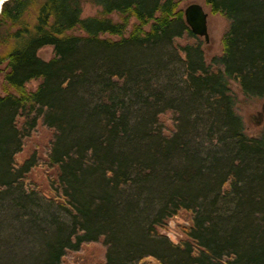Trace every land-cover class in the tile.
Masks as SVG:
<instances>
[{"label":"trees","instance_id":"16d2710c","mask_svg":"<svg viewBox=\"0 0 264 264\" xmlns=\"http://www.w3.org/2000/svg\"><path fill=\"white\" fill-rule=\"evenodd\" d=\"M91 1L101 10L85 18L83 0H8L0 14V114L7 116L0 203L8 196L27 211L42 196L61 213L34 263L63 264L69 251L102 239L109 248L99 264H264V131L245 133L230 88L234 82L245 98L264 99V0H205L228 22L222 52L210 62L178 0ZM114 12L119 20L109 17ZM185 33L195 41L177 43ZM91 44L94 54L78 55ZM164 44L184 71L179 83L160 87L165 67L159 53L146 52ZM45 45L54 52L48 61L37 55ZM135 55L154 62L157 74L124 66ZM31 81L37 87L27 90ZM38 119L54 137L45 158L19 164L16 154ZM35 166L46 173L48 194L27 177ZM182 210L191 215V241L177 243L159 229Z\"/></svg>","mask_w":264,"mask_h":264},{"label":"rangeland","instance_id":"374dc122","mask_svg":"<svg viewBox=\"0 0 264 264\" xmlns=\"http://www.w3.org/2000/svg\"><path fill=\"white\" fill-rule=\"evenodd\" d=\"M179 6L185 8L193 2L203 4L205 10L208 12V32L210 39L208 42H205L204 37L198 36L201 40V51L207 62H210L216 55H220L222 52L221 47V38L224 32L227 29L228 22L227 20L219 15L211 13L209 6L205 3V0H178ZM101 10V6L91 0H83L82 2V17H89L98 15ZM33 12V9H31ZM30 19L31 17L28 16ZM109 17L114 20H119V14L116 12L109 15ZM135 21L132 19L131 23ZM129 30L131 28V24ZM8 24H2V30L7 27ZM149 28V25L146 26V29ZM13 28L12 30H14ZM5 31H3L4 33ZM69 32H73L77 36H84L85 32L81 29H73ZM125 35H128L126 32ZM101 37H111L115 40H119V36L111 35L108 33L101 34ZM177 43L186 44L187 42L193 43L195 40L192 37H188V34L185 33L184 37L176 38ZM6 49V45L2 44L0 47V52H3ZM97 51V46L91 44L82 47L81 51L78 52V55H92ZM147 56H155L152 58H157L159 53L160 65L165 67V71L159 72V85L160 87L165 86L166 84H177L179 83V78L184 71V63L181 61V58L171 45H163L157 49L153 48L151 51H147ZM53 47L51 45H45L38 49L37 55L45 61L50 60L53 57ZM146 56V57H147ZM127 58V57H126ZM196 56H193L195 59ZM127 63H126V62ZM124 66L130 68L133 72H138L141 68H146L150 72L152 69L154 73L157 74L156 66L153 64H146L147 59L135 55V58L129 61V58L125 59ZM128 64V65H127ZM130 65V66H129ZM156 65V64H155ZM4 67V66H3ZM56 69V68H53ZM37 86L36 81H31L27 84V90L35 89ZM230 88L236 94L235 99V112L239 114L243 120L244 131L248 135H258L264 131V116L259 118V123H255L254 119L250 116H255L261 106L264 103V99H247L239 91L236 83L231 82ZM9 91L17 93L13 88H9ZM233 93V94H234ZM6 94L4 88V75L0 73V95ZM235 94L233 96H235ZM57 102V98H54ZM7 116L5 113L0 114V126L5 124ZM258 119V118H257ZM25 121V117H17V121ZM256 120V119H255ZM81 122V121H80ZM92 126V125H91ZM93 127V126H92ZM96 128H92V130ZM195 130L202 133V129L192 127L191 132ZM201 136V135H200ZM199 136V137H200ZM54 137V131L46 126L42 119H39L37 126L31 130L29 136H27L25 141V150L20 154L19 159L21 161L30 153L35 146H38V149H42L47 145ZM198 137H195L194 140L197 141ZM202 139V138H200ZM200 141V140H199ZM160 172V171H159ZM157 172V174H159ZM5 176V173L0 172V177ZM31 177L36 180L44 190L46 191V182L43 172L40 169H35L31 172ZM95 183L97 180H94ZM156 182L155 180L152 182ZM38 184V185H39ZM39 185V186H40ZM8 196L2 200L0 203V264H35V258L41 254L42 247H45V243L48 241L49 237L53 236L56 225L53 224L54 218L56 215L60 214L58 207L53 203L49 202L42 196H35L29 208L26 210L18 209L17 207H12L9 202ZM115 201L112 200L111 205H115ZM119 210V211H118ZM116 211L121 214V209ZM30 213V214H29ZM179 220V219H177ZM168 228L165 230V233L169 235L174 241H178L181 237L178 233L176 219L169 220L167 222ZM139 229V228H138ZM129 230V228H128ZM127 230V235L129 240H135L136 235H130ZM137 232V236L140 237ZM125 230L118 232L119 237L125 236ZM147 246L152 247L151 241L148 240L145 243ZM49 245L43 250L49 251ZM109 246L104 244L102 240H97L91 243H84L78 251H69L64 257L63 264H99L105 263L107 258V251ZM124 247L119 248L121 252ZM50 253V251L48 252Z\"/></svg>","mask_w":264,"mask_h":264},{"label":"flooded vegetation","instance_id":"af4514ba","mask_svg":"<svg viewBox=\"0 0 264 264\" xmlns=\"http://www.w3.org/2000/svg\"><path fill=\"white\" fill-rule=\"evenodd\" d=\"M207 27H208V18H207ZM192 32V31H191ZM193 33V32H192ZM194 34V33H193ZM198 36V35H196ZM209 39H210V36H209ZM205 40V39H204ZM205 42H208V41H205ZM37 87V86H36ZM36 89V88H35ZM252 119H254V122L256 123L257 121H259V118H263V117H260L259 115L255 114V116H250ZM163 118V117H162ZM258 118V119H257ZM164 119V118H163ZM256 119V120H255ZM39 121V119H38ZM38 121H37V124H38ZM166 125H168L171 129H173V125L171 122H166ZM166 133H169V131H165ZM45 147L46 145L43 147L42 146V149H38V146H35L33 148V150L28 153V155L26 157H24V159L21 161V159H19V156L21 153L24 152L26 146L24 144L22 150H20L17 154H16V159L18 161L19 164H23L26 160L30 159L32 156L36 155L38 157H42V158H45ZM35 169H40L42 172H43V175L45 177V182H46V191L44 190V187H42L36 180H34L32 177H31V172L34 171ZM30 173H27V177H29L30 179L32 178V180L34 182H36L37 184H39V189L41 192L45 193V194H48L50 192L49 190V180L46 176V173L44 171V169L40 166H35L32 170H31ZM173 219H176V222H177V228H178V233L180 234V238L178 241H175V242H181V241H191V238H190V235L187 233V229L192 225V219H191V215L188 211L186 210H182L180 211V213L178 212L177 214L167 218L166 220H164V223L162 224V226H160V231L164 234L165 233V230L168 228V225H167V222L169 220H173ZM179 219V220H177ZM169 236V235H168ZM170 237V236H169ZM171 238V237H170ZM172 239V238H171ZM102 240V239H101ZM173 240V239H172ZM174 241V240H173Z\"/></svg>","mask_w":264,"mask_h":264},{"label":"water","instance_id":"95a60500","mask_svg":"<svg viewBox=\"0 0 264 264\" xmlns=\"http://www.w3.org/2000/svg\"><path fill=\"white\" fill-rule=\"evenodd\" d=\"M8 0H0V14L3 4ZM184 17L187 25L191 31L198 36L204 37L205 41H209V32L207 27L208 12L205 10L203 4L193 2L186 6L184 9ZM260 117L264 116V103L261 110L257 112ZM259 123V122H257Z\"/></svg>","mask_w":264,"mask_h":264},{"label":"bare ground","instance_id":"6f19581e","mask_svg":"<svg viewBox=\"0 0 264 264\" xmlns=\"http://www.w3.org/2000/svg\"><path fill=\"white\" fill-rule=\"evenodd\" d=\"M185 18V17H184Z\"/></svg>","mask_w":264,"mask_h":264}]
</instances>
